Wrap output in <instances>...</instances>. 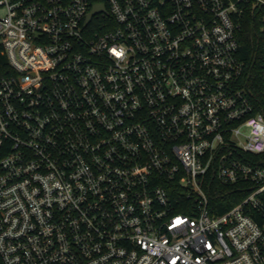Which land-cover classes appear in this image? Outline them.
I'll use <instances>...</instances> for the list:
<instances>
[{"label": "built area", "instance_id": "1", "mask_svg": "<svg viewBox=\"0 0 264 264\" xmlns=\"http://www.w3.org/2000/svg\"><path fill=\"white\" fill-rule=\"evenodd\" d=\"M0 264H264V0H0Z\"/></svg>", "mask_w": 264, "mask_h": 264}, {"label": "trees", "instance_id": "2", "mask_svg": "<svg viewBox=\"0 0 264 264\" xmlns=\"http://www.w3.org/2000/svg\"><path fill=\"white\" fill-rule=\"evenodd\" d=\"M103 1L93 0V2ZM242 20V26L236 34L239 42V54L247 63H251L253 57L261 53L260 42L257 39L260 24L257 22L256 16L252 14L245 15ZM248 157L254 159V156L249 155ZM247 192L248 190L243 183H238L231 187H222L215 184L214 180L209 181L207 194L209 196L210 213L218 214L223 212L234 203L240 201Z\"/></svg>", "mask_w": 264, "mask_h": 264}, {"label": "water", "instance_id": "3", "mask_svg": "<svg viewBox=\"0 0 264 264\" xmlns=\"http://www.w3.org/2000/svg\"><path fill=\"white\" fill-rule=\"evenodd\" d=\"M105 7L103 3H94L90 12L88 13V16L86 17V20L88 21L93 14L98 13V12H104Z\"/></svg>", "mask_w": 264, "mask_h": 264}]
</instances>
